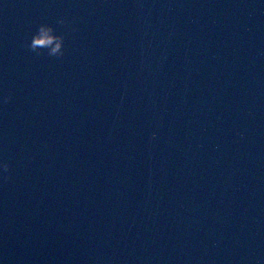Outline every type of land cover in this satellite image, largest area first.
Listing matches in <instances>:
<instances>
[{
  "label": "water",
  "instance_id": "95a60500",
  "mask_svg": "<svg viewBox=\"0 0 264 264\" xmlns=\"http://www.w3.org/2000/svg\"><path fill=\"white\" fill-rule=\"evenodd\" d=\"M3 163L0 264H264V0H0Z\"/></svg>",
  "mask_w": 264,
  "mask_h": 264
},
{
  "label": "clouds",
  "instance_id": "9594fccd",
  "mask_svg": "<svg viewBox=\"0 0 264 264\" xmlns=\"http://www.w3.org/2000/svg\"><path fill=\"white\" fill-rule=\"evenodd\" d=\"M58 23L65 25L67 22L64 19H60ZM68 26L71 28V25ZM71 30L75 31L76 29L71 28ZM26 47L31 52L38 55H41L43 54V51H46L48 56L60 59L65 55V36L57 35L54 27L49 25H40L36 33L32 36L30 43H28ZM10 100L11 97L6 98V102ZM0 167L3 168L4 173H10L11 171V166L8 163H3ZM5 179L11 180V176L8 175Z\"/></svg>",
  "mask_w": 264,
  "mask_h": 264
}]
</instances>
